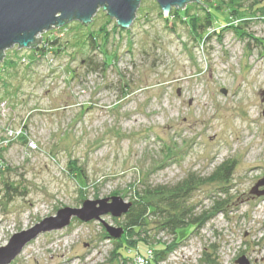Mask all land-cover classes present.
<instances>
[{"label": "rangeland", "instance_id": "1", "mask_svg": "<svg viewBox=\"0 0 264 264\" xmlns=\"http://www.w3.org/2000/svg\"><path fill=\"white\" fill-rule=\"evenodd\" d=\"M201 2H188V15L211 10L208 34H195L180 8L166 16L156 0H142L127 29L100 9L88 25L41 33L37 48L6 50L0 247L66 206L113 195L134 202L190 175L205 182L174 212L184 206L202 217L214 199L228 198L223 210L179 234L149 214L148 244L126 227L116 240L101 220L73 217L40 233L10 264H238L243 255L264 264V194L251 191L264 178V0ZM228 159L235 170L225 194L209 178ZM125 214L102 218L124 227ZM115 240L135 244L116 257ZM176 240L157 256L155 245Z\"/></svg>", "mask_w": 264, "mask_h": 264}, {"label": "water", "instance_id": "2", "mask_svg": "<svg viewBox=\"0 0 264 264\" xmlns=\"http://www.w3.org/2000/svg\"><path fill=\"white\" fill-rule=\"evenodd\" d=\"M141 1L0 0L1 67L4 66L3 60L7 49L16 45L18 48H37L42 41V36L39 37L41 33L53 27H62L73 21L88 25L100 9L106 11L111 18H116L118 26L127 29L135 19ZM156 1L166 16L172 12L173 7L185 9L188 2H201V0ZM251 191L257 195H263L264 178L258 181ZM132 204V201L125 202L122 197L113 195L103 199H86L81 207L66 206L61 208L56 216L46 217L31 228L15 233L6 245L0 247V264L12 263L24 247L40 233L68 226L73 217L83 221L99 219L111 237L121 238L125 233L124 227L111 225L102 218V215L109 214L113 217H120L129 211ZM236 262L250 264L245 255L239 257Z\"/></svg>", "mask_w": 264, "mask_h": 264}, {"label": "trees", "instance_id": "3", "mask_svg": "<svg viewBox=\"0 0 264 264\" xmlns=\"http://www.w3.org/2000/svg\"><path fill=\"white\" fill-rule=\"evenodd\" d=\"M197 3V2H196ZM188 6L185 9H177L175 12L178 14V17L183 20V22L188 23L192 31L197 34L201 33L202 35L208 34L207 30L210 29V27H213V22L211 20L210 14H212L211 10H207L206 14L203 17H200L199 14L196 15H188ZM171 15L174 16V11L171 12ZM177 17V18H178ZM237 27V26H236ZM202 30V31H201ZM197 32V33H196ZM89 38L91 41V44L94 45V42L97 40V36L94 33L89 34ZM56 42V41H55ZM55 42L52 43V48L55 46ZM2 158V156H1ZM3 160V158H2ZM4 162V160H3ZM5 164V162H4ZM6 169L8 168L7 164H5ZM235 170V161L234 160H226L222 164H220L211 177L209 178V181L217 182L222 187V191L226 194L228 192L229 187H226L232 180L233 173ZM2 171V170H1ZM0 171V172H1ZM200 178H196L194 175H190L185 180L179 182L176 185L173 186H160L156 188H150L146 191V195H142L139 198H137L129 211L125 214V220H124V228L126 227L130 232V237H138V240H135V242H143L144 244H148V238L146 236L147 231L145 230V226L148 222V215L153 214L156 216L161 217V220L159 221V225L161 228L168 230H171L175 234H179V228L184 227L185 225L189 223H193L198 225L201 223V221H207L210 218L213 217L215 214L214 212L222 211L225 204L227 203V199L219 198L213 200V206L210 210H205L202 217L200 216H192L191 213H193V209H188L184 206L179 208L178 212H174V209L176 207H179L177 205L178 201L183 203L186 198L190 194V190L193 189L195 186H197L200 183L205 182L204 180L201 181ZM9 187L12 190V193H20L21 195L25 193L23 190H19L18 186L14 185L13 183L8 184ZM228 188V189H227ZM155 195L159 196L161 199V202L153 201L148 198H152ZM12 197V196H11ZM147 197V199L145 198ZM162 204V205H161ZM163 204H165L163 206ZM195 225V226H196ZM123 227V226H122ZM138 228V229H137ZM137 229V230H136ZM109 234V233H108ZM111 238V236H108ZM116 239V238H113ZM117 240V239H116ZM116 247L118 248L115 252L116 257L120 254L125 255L121 250L120 246L125 245V243L134 245L135 243L127 242V240H118L116 241ZM131 240V239H130ZM178 243V240L174 242L173 244H170L165 248L164 245H155V249L157 251V256L161 253H166L167 249H171V245L174 247L175 244ZM129 246V245H128ZM136 255L135 252H132V254H126V257L134 258ZM128 259V258H127ZM156 260V259H155ZM153 263V262H152ZM155 264V263H154Z\"/></svg>", "mask_w": 264, "mask_h": 264}, {"label": "built area", "instance_id": "4", "mask_svg": "<svg viewBox=\"0 0 264 264\" xmlns=\"http://www.w3.org/2000/svg\"><path fill=\"white\" fill-rule=\"evenodd\" d=\"M0 111H1V108H0ZM2 115H4V113L0 112V119H1ZM8 130H9V127H8ZM9 131H11L12 132L11 134L13 135V131L12 130H9ZM11 137H13V136H11ZM0 149H1V147H0ZM4 168H5V164L1 158V153H0V169H4Z\"/></svg>", "mask_w": 264, "mask_h": 264}, {"label": "flooded vegetation", "instance_id": "5", "mask_svg": "<svg viewBox=\"0 0 264 264\" xmlns=\"http://www.w3.org/2000/svg\"><path fill=\"white\" fill-rule=\"evenodd\" d=\"M263 188V187H262Z\"/></svg>", "mask_w": 264, "mask_h": 264}]
</instances>
